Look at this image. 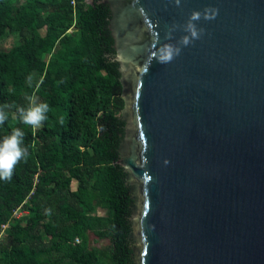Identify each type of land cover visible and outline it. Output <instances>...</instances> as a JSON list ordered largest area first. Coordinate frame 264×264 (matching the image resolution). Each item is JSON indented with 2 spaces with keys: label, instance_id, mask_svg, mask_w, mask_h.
I'll use <instances>...</instances> for the list:
<instances>
[{
  "label": "water",
  "instance_id": "95a60500",
  "mask_svg": "<svg viewBox=\"0 0 264 264\" xmlns=\"http://www.w3.org/2000/svg\"><path fill=\"white\" fill-rule=\"evenodd\" d=\"M100 3L124 101L134 264H264V0ZM205 9L216 15L195 22L200 38L158 63Z\"/></svg>",
  "mask_w": 264,
  "mask_h": 264
},
{
  "label": "trees",
  "instance_id": "16d2710c",
  "mask_svg": "<svg viewBox=\"0 0 264 264\" xmlns=\"http://www.w3.org/2000/svg\"><path fill=\"white\" fill-rule=\"evenodd\" d=\"M109 19L100 0H0V37H22L0 51V105L27 107L31 96L50 107L40 128L24 127L14 109L0 125V139L21 128L29 149L12 179L0 181V230L8 225L0 264H134V201L117 164L124 101ZM18 208L24 224L13 216ZM90 236L108 245L95 247Z\"/></svg>",
  "mask_w": 264,
  "mask_h": 264
},
{
  "label": "clouds",
  "instance_id": "9594fccd",
  "mask_svg": "<svg viewBox=\"0 0 264 264\" xmlns=\"http://www.w3.org/2000/svg\"><path fill=\"white\" fill-rule=\"evenodd\" d=\"M179 3V0H177ZM216 10L205 9L203 13L194 11L189 16L184 35L180 40V46L174 44H163L154 53V59L160 64L170 63L174 58L180 55L182 47L190 45L193 41L198 40L203 33V29H198L197 21L201 18L204 20L214 19ZM166 39H172L170 35ZM117 60L122 56L119 52L116 54ZM27 107L17 106L15 103L0 105V125H4L10 118V113L6 109H14V115L17 121L26 128H40L48 119L50 107L48 103H37L31 96L28 98ZM63 123V118L60 120ZM29 149L25 145V132L17 127L13 128L10 134L0 139V181H10L12 179L14 168L21 161H26Z\"/></svg>",
  "mask_w": 264,
  "mask_h": 264
},
{
  "label": "rangeland",
  "instance_id": "374dc122",
  "mask_svg": "<svg viewBox=\"0 0 264 264\" xmlns=\"http://www.w3.org/2000/svg\"><path fill=\"white\" fill-rule=\"evenodd\" d=\"M87 2H89L90 0H86ZM22 42V37L20 34L17 33H10V32H6L3 36L0 37V51L2 52H7L9 51L11 48H13L14 46L20 44ZM118 117H120L121 112L116 114ZM76 188V182H72L71 184V189L74 190ZM105 212L104 211H99L97 212L98 215H103ZM16 219H20L22 221V224L25 223L26 221V213L23 209H20L19 211H17L16 213ZM5 233L2 235L1 239H3L5 237ZM90 240H91V244L95 247H105L108 245V241L107 240H98V241H93V237L90 236ZM0 239V240H1Z\"/></svg>",
  "mask_w": 264,
  "mask_h": 264
},
{
  "label": "built area",
  "instance_id": "2783aa9c",
  "mask_svg": "<svg viewBox=\"0 0 264 264\" xmlns=\"http://www.w3.org/2000/svg\"><path fill=\"white\" fill-rule=\"evenodd\" d=\"M71 4L74 5V0H71ZM19 210H20V208H18V209L13 213V216H14V217L16 216V213H17V211H19ZM7 227H8L7 224L1 226L0 237H2V235H3L4 232L6 231Z\"/></svg>",
  "mask_w": 264,
  "mask_h": 264
},
{
  "label": "flooded vegetation",
  "instance_id": "af4514ba",
  "mask_svg": "<svg viewBox=\"0 0 264 264\" xmlns=\"http://www.w3.org/2000/svg\"><path fill=\"white\" fill-rule=\"evenodd\" d=\"M115 56V55H114Z\"/></svg>",
  "mask_w": 264,
  "mask_h": 264
}]
</instances>
